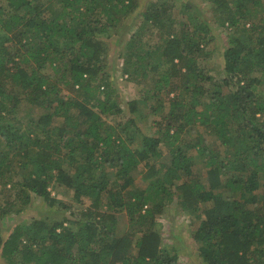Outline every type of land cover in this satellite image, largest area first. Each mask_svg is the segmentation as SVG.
<instances>
[{
	"label": "trees",
	"instance_id": "16d2710c",
	"mask_svg": "<svg viewBox=\"0 0 264 264\" xmlns=\"http://www.w3.org/2000/svg\"><path fill=\"white\" fill-rule=\"evenodd\" d=\"M206 1L232 29L218 80L198 66L211 57L213 27L190 2L176 21L165 0H148L143 11L142 0H0L3 264H180L157 223L172 203L193 214L201 264H264V0ZM135 14L141 25L114 52L121 73L153 102V135L133 117L116 126L104 119L122 109L103 34L121 23L126 34ZM140 30L156 37L147 50L133 46ZM155 54L161 61L152 64ZM46 65L54 78L43 74ZM126 105L136 112L135 100ZM195 127L224 147L225 159L202 134L189 138ZM189 148L203 160L204 182ZM13 162L26 171L20 180ZM139 166L144 187L132 177ZM57 188L71 203L51 195ZM35 201L55 214L70 208L72 217L1 225ZM117 212L126 215L124 230Z\"/></svg>",
	"mask_w": 264,
	"mask_h": 264
},
{
	"label": "rangeland",
	"instance_id": "374dc122",
	"mask_svg": "<svg viewBox=\"0 0 264 264\" xmlns=\"http://www.w3.org/2000/svg\"><path fill=\"white\" fill-rule=\"evenodd\" d=\"M42 1V0H41ZM141 7L138 11H143L144 6L148 0H142ZM169 3H172L175 5L174 10V17L176 21L180 20L181 17L178 15V12L180 11L181 5L184 1L190 2L197 8V14L199 18L206 19L210 23V25L213 27L212 30V42L209 43L206 47V51L209 53L211 52V57L207 60L199 59L197 61L198 66L203 69V72H205L206 75L212 76L216 78L217 80L220 79L222 76V57L220 55V51L226 46L228 43V37L231 33V28L227 26V24L224 25V27H221L219 25L218 19L214 16V13L212 12L211 8L214 7L213 4L210 1L206 0H165ZM141 18L139 15L135 14L134 21L132 22V27L126 34L121 35V25L118 27L110 28L107 33L103 34V37L109 35V38H104L105 40V49L107 54V62L109 63L111 59L114 60L115 65V72H114V79H115V87L117 90V93L120 95V106L122 109V113L119 115L114 116H107L105 117V121L108 122L111 125L116 126L118 123H124L129 118L133 117L136 119L137 125L142 129V132L147 135H153L154 128L152 126L153 124V117H147V111H149V107L153 108V102H146L143 99V93L146 90L143 89L142 86L135 85L134 83H131L127 76L121 73L122 69V59L117 56V53L115 54V49L122 51L124 49V46L126 42L129 40L130 36H132L135 31H137V28L141 25ZM217 24V25H216ZM121 36H120V35ZM136 35V42L134 43V47H139L142 49L147 50V46L151 45L153 46V42L156 41V37L154 36V33L151 34L149 32H146L145 30H140ZM121 37L120 40L118 38ZM118 42L115 45V42ZM161 61V58L158 54L153 55L151 59L152 64L159 63ZM161 69H163L161 67ZM44 75H49L51 78H54L53 72L50 69L48 65L45 66L43 69ZM261 82L263 83L261 88L264 89V77L262 75L257 76ZM225 91V89H223ZM161 94L158 95V98L161 99ZM172 95H170L171 97ZM99 97H102V94L99 95ZM132 100L136 101V112L130 113L128 110V106L126 105L127 102H130ZM167 109V103H165V109L164 112H166ZM31 114L33 116H36L39 114V110L35 109L33 110ZM198 133L202 134V137L205 140L211 141L210 145H208L210 148H215L219 152L220 159L224 158V147L218 142V141H212L210 140L208 134H206L205 131L202 130L201 127H195L193 131L189 133V138L193 139L198 135ZM213 144V145H212ZM167 150H163L162 154H165ZM188 156L194 157L193 163L194 167H199L202 170L201 178L203 182L206 180V173L205 170L202 168L204 167L203 160L201 161L199 158L195 155V150L192 148H189L187 151ZM192 157V158H193ZM169 156L165 155L162 159H160L159 163L165 164L168 161ZM11 169L13 171L12 177L14 179L20 180L21 177L26 173L19 166L16 164V162H13L11 164ZM141 171H145L143 167L139 166L135 170V172L132 173V177L135 180V184L137 186L144 187L142 185L141 180ZM194 171H196L194 169ZM22 175V176H21ZM10 186H6V189L9 190ZM0 190L3 191V188L0 187ZM63 189H55L51 191V195H55L58 197L59 200H62L66 203H71L67 198L68 196H65V193L62 192ZM87 204V202H85ZM74 207L77 208V205L75 203H72ZM88 205V204H87ZM202 208H204V205H201ZM55 208L50 207L46 202L44 201H35L31 207H28L27 209H24L22 214L20 216H14L10 220L3 221L1 225L3 227H10L14 224L22 223V224H28L31 218H42L43 216L48 215L49 217H54L61 219L63 216L72 217V211L69 208V211L67 210H60L59 214H55ZM61 213V214H60ZM193 214H183L179 213L178 208L176 207L175 203H172L169 205L167 210L165 211L164 215L157 216V223L160 228V233L162 235V245H164L166 248H175L176 253L178 254V263L180 264H201L200 261L196 258H194L193 250L195 249V244L191 239V234L194 231L196 227H194L191 224ZM75 217V216H74ZM115 217L117 218V225L120 228V230H124L127 224V218L124 212L115 213ZM178 237V239L174 237ZM0 264H3V262L0 260Z\"/></svg>",
	"mask_w": 264,
	"mask_h": 264
}]
</instances>
